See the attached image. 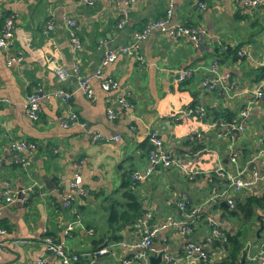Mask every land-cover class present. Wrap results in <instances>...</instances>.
Returning a JSON list of instances; mask_svg holds the SVG:
<instances>
[{
  "label": "crops",
  "instance_id": "obj_1",
  "mask_svg": "<svg viewBox=\"0 0 264 264\" xmlns=\"http://www.w3.org/2000/svg\"><path fill=\"white\" fill-rule=\"evenodd\" d=\"M167 1L136 0L125 24L117 29L116 0H94L92 6L78 0H0V17L13 18L12 49L24 53L22 63L7 66L0 48V98L5 100L0 104V182H10L14 191L21 193L8 205H2L0 200V224L5 229L0 264H29L40 255L45 264H59L54 254L43 249L44 235L62 242L65 250L78 255L84 264H141L134 259L133 251L117 244L136 236L133 226L109 225L106 198L123 202L122 193L126 190L135 195L141 213L151 212L154 222L175 217L176 203L184 196L188 210H199V218L187 237L193 242L203 243L210 238L208 218L216 222L218 229L221 227L223 234L237 231L234 221L223 218L220 205L226 206L225 201L211 197L225 187L224 181L220 183V169L235 173L247 168L255 155L260 163L264 129L259 127L264 126L259 121L264 115V97L249 106L245 131L235 142L241 151L235 163L230 161L226 139L207 124L220 119L223 110L236 115L251 100L250 90L262 77L264 3L244 10L238 0H172L174 21L204 30L196 43L154 30L140 45L143 63L119 56L102 69L99 78L93 75L104 48L125 44L133 31L162 14ZM199 3L204 7L200 8ZM47 16L53 22L49 41L41 34ZM64 17L76 22L81 45L74 52ZM99 40L106 41V45H100ZM233 50L246 55L233 59ZM216 54L219 60L211 74L207 69ZM73 63L88 80L93 91L91 98L77 90L71 72ZM185 67L193 69L192 76L177 82L175 73ZM224 74H228L232 89L218 93L200 87L204 77ZM103 79L115 80L117 89H101ZM227 82L222 84L227 87ZM58 87L72 91L67 103L52 97L40 104L36 119L25 115L22 105L30 90ZM119 95L126 97L131 109L120 108L116 102ZM108 107L116 112L112 119L106 116ZM200 110L202 118L198 117ZM69 112H74L85 127L61 128L58 120ZM151 132L161 139L172 164L167 169L156 168L147 179L134 182L130 172L144 166L147 135ZM92 134L100 139H92ZM17 140L36 145L28 155L30 165L26 169L6 159L9 144ZM74 163L80 165L81 186L87 195L74 197L66 207L53 190L59 186L62 195L68 193ZM43 175L49 178L50 186L49 182L45 186ZM33 182L39 186L22 194ZM261 187L264 188V177L253 190L230 195L234 202L243 201ZM254 218L247 231L250 236L242 243L240 264H260L245 255L254 256L258 243L264 241V205L254 208ZM69 224L71 229L65 233ZM114 235L120 240H112ZM185 240L172 230L163 231L152 240V252L156 255L166 247L172 257H179ZM213 240L220 242V236ZM102 245H109V252L93 255ZM207 251L210 264L224 255L220 244L209 246Z\"/></svg>",
  "mask_w": 264,
  "mask_h": 264
},
{
  "label": "built area",
  "instance_id": "obj_2",
  "mask_svg": "<svg viewBox=\"0 0 264 264\" xmlns=\"http://www.w3.org/2000/svg\"><path fill=\"white\" fill-rule=\"evenodd\" d=\"M80 3L86 6H92L94 0H78ZM136 0H116L117 17L115 28L119 29L123 27L127 20L128 11L130 6ZM244 10H252L259 7L264 3V0H238ZM199 7L203 8V3H199ZM63 24L67 31V38L72 52L80 48L81 42L76 35L75 20L71 17H64ZM12 29H13V18L12 15L4 16L2 25L0 27V48L4 50V63L7 66L20 64L24 60V53L21 49H12ZM53 30L52 19L47 16L43 25L41 26V34L46 41L50 39V32ZM163 32L170 37H186L193 43H196L202 35L204 30L202 28L190 27L180 22L173 20L172 14V0H168L162 11V14L154 19L148 20L142 24V26L131 33L129 39L123 45L114 47L106 46L99 59L98 65L93 73L95 78H99L102 69L107 65L113 63L119 56L131 57L140 64L143 63V58L140 54L141 43L150 35L152 31ZM100 45H106V41L99 40ZM240 57L245 56L246 53L240 51L238 53ZM217 61L214 59L207 72L215 73ZM71 72L76 78V88L83 93L87 98L92 96V88L90 87L88 80L79 74V69L76 63L71 65ZM193 74V69L189 67L182 68L175 73V80L182 82L190 78ZM228 74H224L220 77L209 78L204 77L200 81V87L210 91L220 92L221 90L233 87L232 83L227 82ZM228 83V86H224L222 82ZM117 82L113 79H103L100 82V88L103 90H115L117 89ZM72 91L64 89L62 87L53 88L50 90L32 89L24 97L23 100V111L29 119H36L39 111L40 104L45 100L52 97H56L61 103H67L71 96ZM252 96L251 100L247 101L246 104L240 108L237 114L229 119H217L208 123L207 125L216 130V133L220 137L225 138L230 154V161L235 163L237 158L241 155L239 148L235 146V142L238 137L245 131L247 120L249 116L250 104L261 100L264 97V73L262 77L252 86L250 90ZM5 102L3 98H0V104ZM117 104L120 108L129 110L131 109V103L126 99L124 95H119L116 99ZM182 115H187L182 113ZM203 110L198 112V117L202 118ZM106 116L108 119H112L116 116V112L113 108L108 107L106 109ZM61 128H68L70 126H79L84 128L85 123L79 121L77 115L74 112H69L58 120ZM199 137V133H196ZM92 139L99 140L100 137L96 134H92ZM148 148L145 153V164L142 168H136L131 170L130 179L134 182L143 181L147 179L156 168L167 169L172 164V161L164 151L161 139L156 136L155 133L151 132L147 135ZM36 149L34 142L27 140H17L9 144L6 152V159L13 164H17L23 169H26L30 165L28 155L33 153ZM55 151V150H54ZM258 156H252L248 161V167L240 169L235 173L223 172L220 169L218 175L224 181V188L220 192H216L211 199L216 201H225V204L229 208H233L234 199L231 197L230 192L250 191L253 190L256 183H258L264 177V149L262 150V156L260 163L257 162ZM80 163V162H78ZM74 163V171L71 173L70 179H68V193L62 195V190L59 186L54 188V192L58 195L64 206H69L70 201L74 197H86L87 192L81 186V178L79 173V164ZM39 185L37 182H33L31 187L25 188L22 194H29L32 188H36ZM17 193L14 191L12 185L8 181L0 182V200L2 205H8L12 201L17 199ZM255 197L263 196L264 199V188H259L254 191ZM25 201V200H23ZM185 197L182 196V200L176 203V209L178 214L172 218H166L162 221L154 222L152 220V214L150 211L145 210L140 214L138 219L134 222L133 229H135L136 236L126 241H120L117 244L123 249L133 251L134 259L137 263L147 264V255L149 251H153L152 240L159 235L161 232L166 230H172L177 233L180 237L186 238L183 248L182 255L179 257H172L167 253L166 247L159 249L161 253V260L163 264H210V257L207 248L211 246L213 238L220 236V241L224 240L223 232L218 229L217 224L211 218L207 219V225L211 229L210 238L204 239L203 243L193 242L188 240L187 237L192 233L193 227L199 218V210H188L186 207ZM72 224L65 227L64 232L67 233L71 229ZM5 235V229L0 224V256L1 246L3 237ZM222 243V242H220ZM41 244L46 252L54 254L59 261V264H72L78 260V255L68 253L62 242L55 241L51 236L44 235L41 239ZM109 245H102L97 247L93 251V255L100 256L109 252ZM247 245L243 248L247 251ZM256 254L245 255L252 261H259L260 264H264V241L258 243L256 247ZM127 264L128 262H124ZM29 264H45L43 255L38 256L36 259L31 261ZM237 264V263H235Z\"/></svg>",
  "mask_w": 264,
  "mask_h": 264
},
{
  "label": "trees",
  "instance_id": "obj_3",
  "mask_svg": "<svg viewBox=\"0 0 264 264\" xmlns=\"http://www.w3.org/2000/svg\"><path fill=\"white\" fill-rule=\"evenodd\" d=\"M6 16V15H5ZM3 17H0V27L3 22ZM228 51H230L229 48H227ZM239 51L233 50L231 51V54L234 58H240V55H238ZM216 61L219 60L218 54L215 55ZM218 62V61H217ZM264 73V68L260 70V77ZM259 77V78H260ZM258 80V79H257ZM217 115H215L216 117ZM235 115L228 111H221L219 117L229 120L233 118ZM264 138V137H263ZM264 142V140H263ZM201 145H198L199 147ZM196 147V148H197ZM214 181H217L218 179L214 176ZM223 182L220 181V183ZM123 202L116 201L115 199H112L110 197L106 198V206L109 212L108 220L109 225L112 227H132L134 222L138 219L140 216V204L138 203L135 195L130 191L126 190L122 193ZM264 205L263 196L261 197H254L252 195H246L243 201L235 200L233 208H229L227 206L220 205V209L224 213L230 214L232 217H238L241 215L245 219H249L252 216H254V208L261 207ZM224 240L220 241L213 240L211 242V245L220 244V247L224 250V255L220 258V260L212 263V264H240L242 256H240L241 247H242V241L240 239V234L238 231H235L234 233H230L225 231L224 232ZM114 241L120 240L119 236L114 235L112 238ZM98 243V242H97ZM93 246L96 244L95 241H92ZM74 264H84L80 260H77L73 262ZM72 263V264H73Z\"/></svg>",
  "mask_w": 264,
  "mask_h": 264
},
{
  "label": "rangeland",
  "instance_id": "obj_4",
  "mask_svg": "<svg viewBox=\"0 0 264 264\" xmlns=\"http://www.w3.org/2000/svg\"><path fill=\"white\" fill-rule=\"evenodd\" d=\"M259 125L264 126V115L261 117V119L259 121ZM260 128L264 129L263 127H259V130H260ZM252 217L249 218V219H245L244 217L239 215L237 218L234 219L230 214L225 213L223 218L225 220H231L232 222L234 221L233 222V227L234 228H235V226L237 227V231L239 232L240 239H241V241L243 243L244 241L248 240L246 238H248V236H250V233H247V231L250 228L252 221L255 220L254 216H252ZM263 234H264V230H263ZM251 264H255V263H251Z\"/></svg>",
  "mask_w": 264,
  "mask_h": 264
},
{
  "label": "water",
  "instance_id": "obj_5",
  "mask_svg": "<svg viewBox=\"0 0 264 264\" xmlns=\"http://www.w3.org/2000/svg\"><path fill=\"white\" fill-rule=\"evenodd\" d=\"M43 182L45 183V186L47 187L46 183L49 182V178H47L45 175L42 176ZM50 186V182H49ZM256 234H258V231H256ZM161 260V253H157L156 255L153 254L152 251L148 252L147 255V264H158Z\"/></svg>",
  "mask_w": 264,
  "mask_h": 264
}]
</instances>
